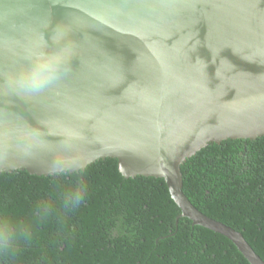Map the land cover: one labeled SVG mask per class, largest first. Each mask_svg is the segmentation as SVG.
Segmentation results:
<instances>
[{
    "label": "water",
    "instance_id": "water-1",
    "mask_svg": "<svg viewBox=\"0 0 264 264\" xmlns=\"http://www.w3.org/2000/svg\"><path fill=\"white\" fill-rule=\"evenodd\" d=\"M61 24L75 46L67 68L34 96L8 91ZM64 129L83 160L68 173L109 158L127 179L161 178L179 217L264 264L190 202L181 172L210 144L264 136V0H0V173L49 176L53 155L30 145Z\"/></svg>",
    "mask_w": 264,
    "mask_h": 264
},
{
    "label": "trees",
    "instance_id": "trees-1",
    "mask_svg": "<svg viewBox=\"0 0 264 264\" xmlns=\"http://www.w3.org/2000/svg\"><path fill=\"white\" fill-rule=\"evenodd\" d=\"M183 192L206 216L240 232L264 261V136L210 144L181 166ZM87 194L61 215L63 194ZM42 202L53 215L37 220ZM161 178H125L116 159L54 177L0 173V225L27 229L0 264H250L226 237L193 225Z\"/></svg>",
    "mask_w": 264,
    "mask_h": 264
},
{
    "label": "clouds",
    "instance_id": "clouds-1",
    "mask_svg": "<svg viewBox=\"0 0 264 264\" xmlns=\"http://www.w3.org/2000/svg\"><path fill=\"white\" fill-rule=\"evenodd\" d=\"M71 31L70 25L61 24L53 28L49 35V43L35 45L29 50L31 66L7 77L6 89L17 95L31 97L55 83L75 54V46L69 39ZM48 47H51L52 51H47ZM59 135L61 139L56 143L40 138L35 145H30L38 146L53 155L48 171L54 177L63 176L83 166V160L76 148V142L80 139L79 134L74 130L64 129ZM86 194V186L82 183L77 184L63 194L58 212L65 215L74 211L82 204ZM52 215V205L42 202L36 210L35 218L43 221ZM20 235H27V229L18 228L10 223L0 225V254L8 253Z\"/></svg>",
    "mask_w": 264,
    "mask_h": 264
}]
</instances>
